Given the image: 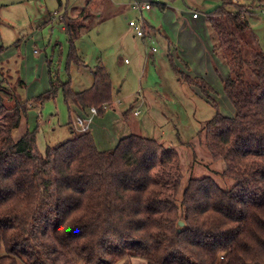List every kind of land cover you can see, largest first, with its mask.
Masks as SVG:
<instances>
[{
    "label": "trees",
    "instance_id": "trees-1",
    "mask_svg": "<svg viewBox=\"0 0 264 264\" xmlns=\"http://www.w3.org/2000/svg\"><path fill=\"white\" fill-rule=\"evenodd\" d=\"M253 1L264 6V0ZM220 2L211 13L216 17L208 18L210 38L229 69L221 85L235 114L216 110L197 138L203 135L211 161L224 163L214 173L228 186L191 176L181 188L176 150L136 134L98 150L89 130L70 126V138L39 152L34 132L11 136L28 102L15 97L8 107L0 94V264H77L73 250L85 264H130L131 257L144 259L142 264H264V53L254 47L247 62L253 77L247 80L235 31L249 29L250 7ZM88 6L75 18H60L68 63L83 65L74 41L87 25ZM170 49L177 79L217 107L213 88L190 75ZM58 86L64 102L81 112L95 107L101 113L111 104V81L100 63L89 88L75 92L69 81ZM55 93L51 81L30 101L41 103Z\"/></svg>",
    "mask_w": 264,
    "mask_h": 264
},
{
    "label": "rangeland",
    "instance_id": "rangeland-1",
    "mask_svg": "<svg viewBox=\"0 0 264 264\" xmlns=\"http://www.w3.org/2000/svg\"><path fill=\"white\" fill-rule=\"evenodd\" d=\"M85 1L0 0V46L8 54L10 69L9 74L8 71L0 72V94L5 105L13 106L15 97L27 101L42 94L50 89L51 81L56 85L53 98L41 103L32 101L34 105L21 114L18 132H34L39 152H43L46 146L54 147L67 140L70 137L69 121H73L75 115H86L64 102L58 84L69 81L73 91L85 90L92 84L94 66L100 63L109 75L112 99L111 104L103 112L95 114L89 124L88 130L97 149L110 150L119 138L129 134L153 138L165 147H173L178 153L181 188L191 176H209L221 187L228 186L214 173L222 170L224 163L211 161L203 135L197 138V132L216 110L229 117L235 114L223 93L221 81L214 75L208 80L205 78L213 88L210 96L216 103L215 107L197 88L177 79L167 58L165 37L174 42L171 32L163 31L161 36L152 31L159 28L157 4H164L175 19H180L191 9L199 10L204 16L205 11L214 10L220 0H160L159 3L157 0H110L118 6V12L106 18L102 15L100 19L94 14L89 28L74 41L76 54L83 61V65H76L68 63L69 42L57 19L76 16ZM134 1L157 4L140 15L130 8ZM252 3V0H240L243 6ZM256 3L252 15L247 17L256 47L247 34L249 32H246L248 29L236 34L246 63L247 80L253 77L247 62L254 56V47L264 53V9L259 7L261 3ZM139 18L145 24L143 38L136 36L128 26L130 20ZM200 23V32L206 37L211 32L210 24L207 19H202ZM191 64L199 68L192 59ZM201 72L204 74L205 68ZM218 76L223 78L220 72ZM127 110L128 117L124 119L122 114ZM135 110L138 111L136 116L133 115ZM186 143L191 144V149ZM69 254L77 264H85L77 251H70ZM129 260L130 264L145 262L139 257Z\"/></svg>",
    "mask_w": 264,
    "mask_h": 264
},
{
    "label": "crops",
    "instance_id": "crops-1",
    "mask_svg": "<svg viewBox=\"0 0 264 264\" xmlns=\"http://www.w3.org/2000/svg\"><path fill=\"white\" fill-rule=\"evenodd\" d=\"M36 1H38V0H36ZM232 2L240 5V0H237V2H234V0H232ZM256 2L257 1H253V3L249 6L250 8H249L248 12L245 13L246 18L248 16L252 15V10L254 8V5L257 4ZM150 3L152 4V8H153L155 6V4H157L159 2H157V3L150 2ZM88 4H89V6H88L89 10H90L89 17H88L89 19H87L85 21L87 25L81 29L80 33L83 30L89 28V25L92 22L94 14L96 15V17H98V19H100L102 17V15H104L105 18L108 16L115 15L119 10L118 6L113 4L110 0H86L84 5L80 8L79 12ZM157 5L159 6L158 7V9H159V11H158L159 12V23H158L159 26L158 27L159 28H157L156 30L155 29H153V30L151 29V30L155 33L158 32V34H160L161 36H162L163 31L165 32V31L169 30L171 32L172 38L174 39V40L172 39V41H174V42H172V43L169 42V39L167 36L165 38L167 41L168 49H169V44L171 43V45H172V48H173L172 51L173 52L170 49V53L172 54V56L173 57L178 56L182 60L184 59V61L187 64L188 63L191 64V59L194 61V63L197 62L199 65V68H194V65L191 64V66H190L191 69H190V67L188 69V73L192 76H198V77H202L204 79L206 78V80H208V78L210 76L213 78V75H214V77L219 78L220 81L222 79H224L226 77V75L228 74V71H229L227 64L224 61H222L221 58L218 57V55H216L213 52L210 33H208L207 35H205L206 37H204L202 35V33L200 32V27L202 25L200 23V21L202 19H203V21L206 19L208 21V18H210V17L215 18L216 17L215 15L211 14L213 10L212 11H209V10L205 11L204 16H203L199 10L191 9L190 12L184 13L182 18L175 19L173 17L172 13L169 12V9H167L164 4H157ZM219 5L220 4H218L216 7H218ZM162 6L163 7L165 6V7L162 9ZM259 7H262L264 9L263 5H260ZM130 8H131V6H130ZM121 9L123 10V8H121ZM122 10H121V12H122ZM133 10H135V9H133ZM136 11H138L141 15L143 11H148V10H140V11L136 10ZM79 12L76 14V16L79 14ZM194 12L197 13L196 17L192 16V14ZM262 14L264 15L263 11H262ZM76 16H69V18H75ZM201 16H202V19H201ZM57 21L61 23L60 18H58ZM61 28L64 31V25L62 23H61ZM246 32H249L247 34L250 35L251 41L256 46L257 45L256 40L254 39V36L251 33V31H249V29H248V31H246ZM235 33L237 34L236 31H235ZM143 37H141V38H143ZM2 50H3V47L0 49V51H1L0 52V72L5 73L8 71V74H9L10 69L8 67V60H7L8 54L6 55L5 51L4 50L2 51ZM174 53H175V56H174ZM167 56H168V52H167ZM203 68H205V71H206L204 74L201 72ZM219 72L222 74L223 78H220L218 76ZM27 102L28 103L26 104V109L28 107H32L34 105L33 102L30 100H27ZM35 104H37V103H35ZM77 110H78V108H77ZM78 111L81 112L80 110H78ZM81 113H85V115L88 114L87 112H81ZM75 116H77V115H75ZM75 116H74V118H75ZM134 116H136V115H134ZM127 117H128V115H127ZM73 121H71L70 125H68L69 127L70 126L73 127ZM19 124H20V122H19ZM17 129H18V127L13 129L11 132L12 138L14 140L19 139L22 135L21 132L19 133ZM69 134H70V130H69ZM70 137H71V134H70ZM98 150H101V149H98Z\"/></svg>",
    "mask_w": 264,
    "mask_h": 264
},
{
    "label": "built area",
    "instance_id": "built-area-1",
    "mask_svg": "<svg viewBox=\"0 0 264 264\" xmlns=\"http://www.w3.org/2000/svg\"><path fill=\"white\" fill-rule=\"evenodd\" d=\"M158 2L160 0H157ZM234 2H237V0H234ZM132 9L135 10H149L152 8V4L150 2H140V1H134L131 5ZM193 17L197 16V13L194 12L192 14ZM128 26L133 29L134 33L138 37H143L145 35V25L141 18L138 20H130L128 22ZM107 105H105L103 108H106ZM97 114V109L95 107H91L89 109V113L86 115V117H81L79 115L75 116L73 121V128L77 132H84L89 129V124L91 122L92 117ZM134 115L138 114V111H133Z\"/></svg>",
    "mask_w": 264,
    "mask_h": 264
},
{
    "label": "water",
    "instance_id": "water-1",
    "mask_svg": "<svg viewBox=\"0 0 264 264\" xmlns=\"http://www.w3.org/2000/svg\"><path fill=\"white\" fill-rule=\"evenodd\" d=\"M181 224V223H180Z\"/></svg>",
    "mask_w": 264,
    "mask_h": 264
}]
</instances>
